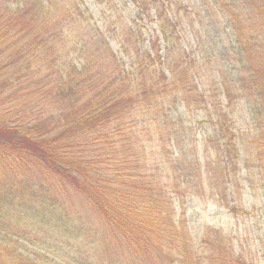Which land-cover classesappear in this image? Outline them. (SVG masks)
Listing matches in <instances>:
<instances>
[{
  "label": "trees",
  "instance_id": "trees-1",
  "mask_svg": "<svg viewBox=\"0 0 264 264\" xmlns=\"http://www.w3.org/2000/svg\"><path fill=\"white\" fill-rule=\"evenodd\" d=\"M128 3L106 29L83 0H0V264H253L176 208L238 173L241 102L264 177V0ZM48 240L65 262L23 243Z\"/></svg>",
  "mask_w": 264,
  "mask_h": 264
},
{
  "label": "rangeland",
  "instance_id": "rangeland-1",
  "mask_svg": "<svg viewBox=\"0 0 264 264\" xmlns=\"http://www.w3.org/2000/svg\"><path fill=\"white\" fill-rule=\"evenodd\" d=\"M129 1L83 0L92 13L94 20H97L96 22L99 24L103 21L105 23L103 26L106 29L114 27L111 24L114 20L118 21V26L120 24L121 27H124L122 26V23H124L122 21L125 17L119 9L115 10L117 7L114 2L117 5L124 6ZM192 3L193 1H190L189 6L194 10L193 15H191L194 20L196 18L194 14L198 10V3H196V6ZM179 13L183 25H187L191 31V27L188 25L189 20L187 19L190 16L184 14L183 9ZM118 15H121V17L118 18ZM137 17L139 18V16ZM136 23L138 24L137 26H141L145 23V20L140 21L137 19ZM147 25L149 29L146 32L150 34L153 26L148 23ZM188 41L192 43L194 41L193 37L189 35ZM245 110L246 106L242 102L240 106L237 104V109L234 112L237 118L233 117L236 120V132H241L238 137L242 150L238 173L223 185L226 187L224 193H219L216 190V193L212 194L213 188L211 187L212 189H210L207 177L205 179L206 185H204V191L201 194L191 197L187 193H182V196L178 197L179 204L176 208V217L183 219L192 236L196 235L195 242L197 244L200 241H206V243L203 242L204 244H200L205 245V249L207 246L210 247L214 240L213 238H215V232L213 230L218 229L231 239L230 242H233L236 253H242L243 257H249L253 261V264H264V177L262 176V171L257 166L256 160H253L255 158L254 149L250 147L252 146L251 142L254 132L251 133L252 129L251 127L249 128V123L246 120H241L239 117V112ZM195 114L197 113H191L185 116L190 121L188 125L191 127L188 128L187 138L184 141L186 143L194 141L199 155L205 158L207 156L204 149L205 139L207 133H209V124L203 120L200 113ZM246 145L249 147L250 152L249 150L245 152ZM207 230L209 232L206 233ZM53 237L55 240H59L54 235ZM57 241L48 240L46 243L38 242L34 245L26 243V241L23 243L30 250H33L35 247L46 251L47 254L52 253L49 257L54 263L65 262L64 258H66V255L64 251L55 248ZM22 250L27 249L22 248ZM205 264L209 263L206 262Z\"/></svg>",
  "mask_w": 264,
  "mask_h": 264
}]
</instances>
